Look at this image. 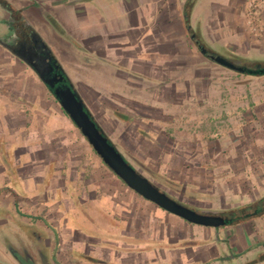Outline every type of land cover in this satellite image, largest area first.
<instances>
[{
	"label": "crops",
	"instance_id": "1",
	"mask_svg": "<svg viewBox=\"0 0 264 264\" xmlns=\"http://www.w3.org/2000/svg\"><path fill=\"white\" fill-rule=\"evenodd\" d=\"M7 1L51 48L130 164L151 181L187 177V99L173 103L172 87L181 90L173 76L198 75L188 71L196 68L188 51L205 56L187 28L188 0ZM245 2L197 0L192 26L203 35L208 27L225 33L240 21ZM11 20L0 4L3 41ZM62 108L33 67L0 43V246L16 235L33 237L44 254L56 253V264H76L80 251L90 262L109 264L114 246L98 251L91 232L78 225L83 217L91 229L96 216L123 238L106 240L118 248L114 264H124L127 250L139 264H264V228L237 227L257 217L214 228L169 213L106 163L93 164L91 144ZM81 234L91 243H81Z\"/></svg>",
	"mask_w": 264,
	"mask_h": 264
},
{
	"label": "rangeland",
	"instance_id": "2",
	"mask_svg": "<svg viewBox=\"0 0 264 264\" xmlns=\"http://www.w3.org/2000/svg\"><path fill=\"white\" fill-rule=\"evenodd\" d=\"M243 14L240 12V21L231 23L225 33L217 35L214 29L208 27L205 28V35L201 34L210 47L224 57L264 61V37L249 36L244 27ZM188 63L196 67L188 71L198 75L173 76V81L181 90L175 91L176 86H173L171 95L173 103L187 99L182 109L187 110L188 134L192 137L188 138L189 174L181 179L159 174L152 181L174 199L199 212L230 215L231 211L246 208L264 197V75L241 74L206 56L202 59L192 51H188ZM63 112L69 117L68 122L75 125L76 132H82L70 116ZM63 112L61 115H64ZM84 139L86 145L91 144L86 137ZM92 148L91 162L105 163ZM196 163H201L203 168L199 166L195 170ZM136 166L149 175L143 167ZM109 172L116 175L110 167ZM80 219L78 225L82 230L94 236L91 243L82 234L78 235L81 243H91L98 251L113 246L118 249L114 244L106 243V240H110V237H116V243L123 240L120 235L112 236L114 232L119 233V230L115 231L110 225L106 227L96 216L92 218L94 225L88 229L86 219ZM117 224L123 226L121 222ZM237 227L253 230L264 228V217H257ZM74 229L80 230L78 226ZM0 248V262L3 264H22L17 255L27 264L57 263L56 253L44 254L33 237L29 239L16 235L12 243L7 247L1 245ZM115 249L109 264L115 263ZM76 254V264L102 263L100 260L90 262L84 259L82 255L85 253L82 251ZM121 254L124 255V264L140 262L129 250ZM104 259L108 260L106 256ZM247 261L243 263L247 264L250 260Z\"/></svg>",
	"mask_w": 264,
	"mask_h": 264
},
{
	"label": "water",
	"instance_id": "3",
	"mask_svg": "<svg viewBox=\"0 0 264 264\" xmlns=\"http://www.w3.org/2000/svg\"><path fill=\"white\" fill-rule=\"evenodd\" d=\"M33 41L41 43L37 33H33ZM0 43L5 46L7 42L0 39ZM40 45V44H39ZM43 46V44H42ZM45 47V46H44ZM47 53V51H46ZM16 54L30 65L51 88L55 81H64L63 75L51 77L50 74L56 69L49 55H39L31 50H16ZM216 62L233 69L242 70L235 67L227 59L217 56ZM57 99L60 101L64 111L70 116L74 123L81 129L84 136L89 140L96 152L104 162L133 190L142 195L145 199L157 204L164 210L177 215L187 222L206 227L220 228L227 225V218L215 214L199 212L189 206L184 205L171 197L167 192L159 188L153 181L141 174L132 164H130L115 145L101 132L95 121L90 117L81 101L71 87L65 86L55 91Z\"/></svg>",
	"mask_w": 264,
	"mask_h": 264
},
{
	"label": "trees",
	"instance_id": "4",
	"mask_svg": "<svg viewBox=\"0 0 264 264\" xmlns=\"http://www.w3.org/2000/svg\"><path fill=\"white\" fill-rule=\"evenodd\" d=\"M196 1L197 0H188L186 2L185 7H184V16H185L187 28L190 32V36H191L192 40L194 41V43L197 45L198 49L206 57L212 59L215 62H216L215 57H217V56H221V57L227 59L235 67L242 68V70L233 69L230 67H228V68L235 70L237 72H240L241 74L253 75V76L264 75V61H255V60L246 59V58H242V57L227 58V57H224V56L218 54L214 48L210 47V45L204 39L203 35L200 32H198L197 30H195L192 26V23H191V13H192V9H193ZM0 4L5 9L9 10L11 12L12 16L16 17V19L19 22L25 23L24 21H22L21 13L17 12L16 9L7 0H0ZM29 30H30V32L35 33V30L32 27H30ZM41 43L45 46L47 54L49 55L50 59L52 60L53 64L55 65L56 70L60 73V75H63L66 85L71 87L72 90L75 92L76 96L81 101H83L80 94L76 90L72 80L70 79V77L68 76V74L66 73L64 68L62 67L61 63L58 61L57 57L55 56V54L53 53L51 48L42 40H41ZM11 50L16 54V50H13V49H11ZM48 88L55 95L54 89L49 87V86H48ZM84 108H85L86 112L90 115V117L95 121V123L97 124V126L101 130V132L108 138L107 134L104 132L102 127L96 121L93 114L91 113V111L89 110V108L87 107V105L85 103H84ZM109 142L111 144H113V142L110 139H109ZM230 214L233 216L231 218H228L227 225L238 224V223L247 221L253 217L262 216L264 214V197H262L259 201H257L256 203H253L252 205H249L246 208L231 211ZM16 255L17 254L15 252V256ZM16 257L21 261L22 264L28 263L25 260L19 258L18 255Z\"/></svg>",
	"mask_w": 264,
	"mask_h": 264
},
{
	"label": "flooded vegetation",
	"instance_id": "5",
	"mask_svg": "<svg viewBox=\"0 0 264 264\" xmlns=\"http://www.w3.org/2000/svg\"><path fill=\"white\" fill-rule=\"evenodd\" d=\"M9 34L8 36L5 38V42H7V47H10L9 49H13V50H31L32 52H36L39 55H45L48 56L46 53V48L44 47V45L42 46V43H35L33 41V33L30 32L29 28L30 26L27 25L26 23H21L19 22L16 17L12 16V20L9 22ZM29 63V62H28ZM31 64V63H29ZM51 77H56V76H60V73L55 69L51 74ZM66 86L65 81H55L54 82V92L58 89V88H63ZM222 215L224 217L231 218L233 215H225V214H219ZM0 264H3L2 262H0Z\"/></svg>",
	"mask_w": 264,
	"mask_h": 264
},
{
	"label": "built area",
	"instance_id": "6",
	"mask_svg": "<svg viewBox=\"0 0 264 264\" xmlns=\"http://www.w3.org/2000/svg\"><path fill=\"white\" fill-rule=\"evenodd\" d=\"M244 27L249 36L264 37V0H246L244 5Z\"/></svg>",
	"mask_w": 264,
	"mask_h": 264
}]
</instances>
